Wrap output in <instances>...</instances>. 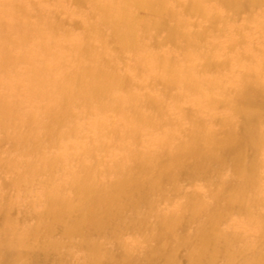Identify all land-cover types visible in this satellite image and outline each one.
Returning a JSON list of instances; mask_svg holds the SVG:
<instances>
[{"label":"rangeland","instance_id":"obj_1","mask_svg":"<svg viewBox=\"0 0 264 264\" xmlns=\"http://www.w3.org/2000/svg\"><path fill=\"white\" fill-rule=\"evenodd\" d=\"M19 1L27 10L20 9L18 14L25 17L0 16L2 28L36 36L37 27L43 26L45 30L40 31L47 43L40 50L44 53L50 48L67 52L68 39L76 38L75 64L110 72L112 91L133 97V102L122 107L125 114L106 111L107 127L77 113L69 123L70 134L55 136L58 147L51 148L60 155V165L52 175H38L32 181L19 175L27 169L23 161L40 166L42 160L35 150L42 151L41 141L34 147L25 145L23 154L0 128V229L7 220L15 229L37 221L51 224V230L39 227L36 235L25 238L23 249L10 241L0 244V264H189L192 247L200 248L204 256L216 250L213 264L223 259L248 264V258H241L242 247L248 245L263 249L264 264V234L254 232L251 222L234 210L257 198L258 210L253 205L250 209L264 220V70L258 72L264 62V0H168L169 6L161 13L156 2L147 9L138 1H126L130 19L111 7L108 24L99 22L106 8L99 0ZM5 7H9L7 2L0 8ZM128 24L139 42L134 49L121 47L110 28ZM9 37L10 46L19 45L16 35ZM62 41L66 42L61 48L57 43ZM24 59L21 52L13 53L8 61L14 68L3 59L0 73L20 79L24 75L18 67L32 71L40 66L26 64ZM63 61L58 60L57 67L73 76ZM245 66L252 71H245ZM182 69L190 70L189 76L204 82L202 86L187 83L182 89L178 83ZM243 76L251 85L235 102L234 84ZM210 80L219 86H207ZM92 90L87 100L75 98L78 108L100 104L105 92L98 85ZM138 110L150 121L137 122L142 125L138 131L114 130L124 123L115 120L136 116ZM67 113H60V119ZM252 127H257V144L249 142ZM21 130L30 140V128ZM208 132L223 146L213 147ZM193 134L199 150L179 153L178 158L168 156L166 142L183 146ZM237 147L239 155L225 161L229 170L218 172L221 162L216 163L213 156L226 157L223 154ZM154 165H161L162 173ZM255 167L258 173L253 182L239 183L236 175H249ZM134 176L145 186L146 205L137 203L136 197L131 199L135 193L125 180L117 185L120 192L125 186L123 194L116 193L111 200L93 204L89 197L82 198L87 190H111L119 179ZM234 195L241 203L232 201ZM135 208L143 210L142 219L130 218ZM53 211L59 213L52 215ZM119 215L123 220L118 224ZM219 216L222 219L217 223ZM234 218L237 226L231 224ZM161 220L165 221L162 225ZM139 227L143 231H137ZM219 232L230 235L229 240L223 242ZM179 239L182 245L170 248ZM165 250L172 255L170 259ZM16 252L20 253L13 255ZM203 264L211 263L203 260Z\"/></svg>","mask_w":264,"mask_h":264},{"label":"bare ground","instance_id":"obj_2","mask_svg":"<svg viewBox=\"0 0 264 264\" xmlns=\"http://www.w3.org/2000/svg\"><path fill=\"white\" fill-rule=\"evenodd\" d=\"M19 0H0V7L2 5H6L8 3L9 7H5V9L0 8V16L4 18H14L16 20H20L25 15L20 16L18 14V10L24 9L22 5H20ZM104 4L106 8H104V12L100 13L99 22L102 24H108L110 20L108 16L107 9H111V7H117V10H113L114 12L118 13L119 16L124 17L125 19H130V14L127 12L126 8H124V4L126 1H138L141 5L145 6L147 9L154 5V2L158 3L161 10L160 13L166 9L168 5V0H163L164 3L160 0H99ZM111 2V6L108 5L106 2ZM251 2L261 1V0H250ZM257 3V2H255ZM11 4V5H10ZM112 28V32L118 41V43L123 48H132L134 49L138 44V39L135 37L133 33L134 29L130 24L124 25L121 27L110 26ZM37 30L39 31L36 36H29V33L20 32V31H10L4 29L0 26V65L2 66V60H7L5 62L6 66L10 65V67L14 68V63L8 61L10 56L15 52H21L25 57L26 64H37L40 63V66L34 70H27L26 67L23 65L18 67L23 69V77L20 79H15V77L10 75H2L0 73V128H4V131L7 136L12 138V142L15 143L16 148L20 153L26 154L25 145H29L30 147H34L36 143H40V149L35 150L37 151L35 154L39 156L42 160L40 166L34 165V163H27L28 161H23V165L27 166V169H24V173H21L19 176L25 180V178L30 177L31 181L36 179L35 177L38 175H52L56 167L60 165V160L57 153H52L53 147H58V141L55 140V136H59L61 138L63 136H67L72 131L69 128V123L74 121V116L77 113L83 114L87 120L90 122H100L101 126L107 127V120L105 119L106 111H113L120 112V114H125L123 110V106L127 107L129 103L133 102V97H126L121 95L119 92L112 91L113 85L108 78H110V72H106L100 66L90 67V68H81L78 64H75V59H73V51L76 50L78 47L75 46L78 43L76 38L68 39V48L69 51H53L51 52V48L49 46V51L47 53L41 52V46L45 45L47 37H44V32L40 30H45L43 26H38ZM16 35L18 38L19 45L16 47H12L9 45L8 39L9 36ZM45 41V42H44ZM66 41H62L57 43L58 46L61 47L60 44H64ZM47 43V42H46ZM49 44V43H48ZM79 44V43H78ZM62 48V47H61ZM81 48V47H80ZM82 49V48H81ZM63 59L65 65L67 67L72 68V71L75 75L68 77L69 74L65 73V70L57 67V61ZM245 71L251 72L252 70L245 66ZM258 72H262L264 70V62H261L259 65ZM92 68V69H91ZM91 69V70H89ZM247 69V70H246ZM190 70L182 69V75L178 78V83H180L181 88L183 89L187 83H191L198 88L202 86L204 82H200L197 77H192L190 75ZM245 75V74H244ZM98 85V89L105 92L104 98L101 99L99 105H86L84 108L85 110L78 108L77 104L75 103V98H87L92 94L93 86ZM212 85L213 87L219 86L214 83V81L210 80L207 83V86ZM249 81L246 79L245 76L241 77L240 79H236V84H234V91L232 97L235 102H238L244 94L246 90L250 87ZM110 88V89H108ZM242 93V94H241ZM228 102V100L226 101ZM207 106V105H206ZM231 110L235 108V105H229ZM210 107V106H209ZM6 110V114L3 111ZM68 111L67 115L60 119V113L63 111ZM136 116L133 117H125L121 120L118 118L115 120L116 122H124L121 125H116L114 130L117 131H138L141 128V124L137 122H149L150 120L147 116L141 111H135ZM65 115V114H63ZM94 117V118H93ZM29 121V122H28ZM44 122V123H43ZM126 122H134V124H129ZM38 123V124H36ZM40 123V124H39ZM27 125V126H25ZM127 126V127H125ZM22 127L30 128V140L25 137V133L21 130ZM252 136H249L250 144H257L256 141L259 140V135L257 134V127L250 128ZM18 131L19 134H15ZM38 131V132H36ZM82 131V130H81ZM84 132V131H83ZM111 132V129H110ZM112 132H114L112 130ZM24 133V134H23ZM231 132L226 134L227 137L231 135ZM34 135V136H33ZM171 135V134H170ZM210 135L209 143L212 144L213 147L223 146L221 142H218L210 132L207 133ZM87 136V135H86ZM171 138V137H170ZM190 142L186 143V145L176 146L175 144H169L170 142H166V153L168 156L176 158L179 157V153L191 152L192 150H199L198 146H196L197 136L193 134L190 137ZM161 143L164 145L163 141ZM199 143V142H198ZM49 144V145H48ZM39 145V144H38ZM37 145V146H38ZM221 146V147H222ZM52 148V150H51ZM61 150V148H59ZM232 150L228 151V154L222 155H215L213 156L215 162H221V164L217 167L219 170L218 172H227L229 170V166L226 164L227 161L231 157H237L239 155V147L237 148H230ZM34 151V152H35ZM29 152V151H28ZM231 152V153H230ZM230 153V154H229ZM60 154V152H59ZM177 157V158H178ZM65 161L62 159V163ZM225 162V163H222ZM140 165L145 166L144 163H140ZM156 166V172L162 173L163 167L161 165H154ZM259 167V166H258ZM258 167L253 168V171L249 174H243L241 176H237L239 183L241 184H251L255 178V175L258 173ZM216 169V168H215ZM29 173V175H27ZM137 176L130 179H119L116 184L114 183L111 186V190H103V192L95 193L92 190H87V194L82 197L85 199L89 197L91 202L94 204H101L105 201L111 200L114 198L115 194H123V188L128 184V187L134 192V197H136L137 203L141 202V204L146 205L148 204L147 201V192L144 190V184H141L138 181ZM123 180L126 181V184L121 191L117 189V185L123 184ZM45 181V180H44ZM44 181L41 180L43 183ZM51 181V179L49 180ZM45 183V182H44ZM88 186V185H87ZM85 191V190H84ZM84 193V192H83ZM125 194V193H124ZM232 201L236 204L241 203L240 198L238 195H234L232 197ZM256 204H258V199L255 198L249 204H247L244 208L243 205H238L235 207V211H240L242 215H244L249 223V225L254 228V232H259L264 234V220L262 216H258V211L255 212L253 209H250V206H254L257 209ZM134 205V204H133ZM65 206V205H64ZM135 207V205H134ZM258 210V209H257ZM143 210L136 211L132 213L131 219L136 218H143L142 214ZM149 212V211H147ZM59 211H53L52 215L58 214ZM125 217V216H124ZM129 217V216H128ZM222 217L219 216L216 218V221H221ZM123 219L119 215L116 222L119 224ZM165 221L161 220L160 224H164ZM231 224L234 226L238 225V219L234 218L231 221ZM13 223L7 220L2 228L0 229V244L2 243H12L19 247L18 249H23L24 239L30 238L36 235L38 232V228L45 230H51V224L48 223H31L25 224L22 228H13ZM144 225V224H143ZM153 227V226H152ZM152 227L147 226L146 228L151 229ZM157 228L156 225H154ZM103 228V227H102ZM248 229V228H246ZM136 230V229H135ZM219 230V224H218ZM102 229H99L98 233L100 234ZM137 231H143V227H139ZM220 233V232H219ZM42 233L39 235V238L43 236ZM50 235V233H47ZM220 237L223 242H227L230 238V235H225L220 233ZM12 239V241L10 240ZM6 245V244H4ZM182 245V240H177L174 245L170 248H179ZM194 254L189 257L188 263L189 264H203V260L207 263L213 264V261L218 258V252L216 250L210 251L205 254L200 252V248L197 249L192 247ZM171 250V249H170ZM166 253V257L170 259L172 255L170 254L169 250ZM263 252V249H259L255 246L248 245L246 248L242 247V259L248 258V264H262L263 260L260 257V254ZM20 252L13 253V255H18ZM205 257V258H204ZM82 258V257H81ZM241 259H237L233 262L227 261L225 259L221 260V263L216 262L215 264H240ZM247 263V260H246ZM86 264V263H83Z\"/></svg>","mask_w":264,"mask_h":264}]
</instances>
